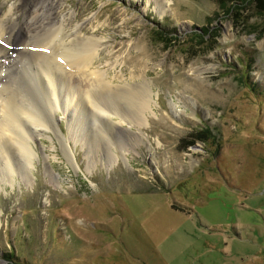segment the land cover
<instances>
[{"label":"rangeland","instance_id":"obj_1","mask_svg":"<svg viewBox=\"0 0 264 264\" xmlns=\"http://www.w3.org/2000/svg\"><path fill=\"white\" fill-rule=\"evenodd\" d=\"M21 1L9 28L33 15ZM163 5L60 2L56 22L99 40L85 76L156 95L141 127L93 119L68 72L76 100L29 133L30 165H0V264H264V0Z\"/></svg>","mask_w":264,"mask_h":264},{"label":"bare ground","instance_id":"obj_2","mask_svg":"<svg viewBox=\"0 0 264 264\" xmlns=\"http://www.w3.org/2000/svg\"><path fill=\"white\" fill-rule=\"evenodd\" d=\"M61 1L31 0L29 9L33 15L26 22L27 26L9 28L4 23L5 19L13 21L10 17L20 11V0L10 4L6 15H0V165L5 175L17 169L12 155L30 165L29 133L37 129L50 130L53 111L61 109L66 113L76 100L74 88L66 89V84H74L70 77L74 75L68 72H75V76L87 83L85 91L79 90L78 96L88 103L93 119L99 115H112L119 117L120 123L141 127L143 116L156 95L143 78L138 83L129 79L122 86H112L113 82H105L106 76L101 71L91 72L89 78L85 76V70L93 67L99 56V40L81 36L83 28L72 26L73 17L60 18V21L56 18L58 21H55ZM154 2L163 14V4L171 0ZM70 25L68 30L73 38L67 42L66 38L71 36L66 34L69 32L66 28ZM26 39L31 41L30 45L43 49L29 50ZM11 43L18 47L9 48ZM141 54L145 55L144 52ZM170 105L175 107L171 102ZM68 133L75 134L71 128ZM77 140L83 145L79 137Z\"/></svg>","mask_w":264,"mask_h":264}]
</instances>
